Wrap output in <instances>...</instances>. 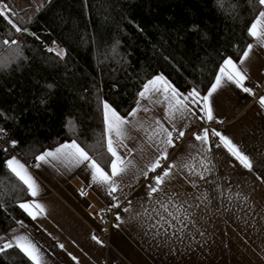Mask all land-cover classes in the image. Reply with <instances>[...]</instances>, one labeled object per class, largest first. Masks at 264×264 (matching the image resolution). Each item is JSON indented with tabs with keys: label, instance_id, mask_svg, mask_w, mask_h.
<instances>
[{
	"label": "crops",
	"instance_id": "obj_1",
	"mask_svg": "<svg viewBox=\"0 0 264 264\" xmlns=\"http://www.w3.org/2000/svg\"><path fill=\"white\" fill-rule=\"evenodd\" d=\"M250 32L204 96L159 74L127 117L105 102L109 173L75 143L33 166L13 156L31 221L0 235V251L16 246L35 264H264V0ZM215 121L226 127L210 134ZM160 157L172 169L149 183ZM123 202L108 248L100 214Z\"/></svg>",
	"mask_w": 264,
	"mask_h": 264
},
{
	"label": "trees",
	"instance_id": "obj_2",
	"mask_svg": "<svg viewBox=\"0 0 264 264\" xmlns=\"http://www.w3.org/2000/svg\"><path fill=\"white\" fill-rule=\"evenodd\" d=\"M0 235L31 219V199L12 171L75 143L106 172L104 103L122 117L161 74L204 96L226 59L252 42L262 0H0ZM58 49L63 50V54ZM0 264H35L20 248Z\"/></svg>",
	"mask_w": 264,
	"mask_h": 264
},
{
	"label": "built area",
	"instance_id": "obj_3",
	"mask_svg": "<svg viewBox=\"0 0 264 264\" xmlns=\"http://www.w3.org/2000/svg\"><path fill=\"white\" fill-rule=\"evenodd\" d=\"M1 6V4H0ZM246 88L248 90H252L257 88V84L254 82H248L246 83ZM226 127V123L224 122H219L215 121L212 124L206 126V130L208 133L216 134L222 130H224ZM178 134L173 133L172 138L174 141V145L178 146L179 145V140H178ZM2 137H0V143H2L4 150H9L11 142H3ZM212 146H217L220 143V140L218 136L213 135L211 139ZM13 156L20 158L18 155L13 154ZM172 169L171 161L169 158L166 157H160L157 164L154 166L152 169L149 177L147 178V182H152L156 178L160 177L161 175L168 173ZM89 192V188H86L83 191V195H86ZM127 208V202H123L119 205H114V207H111L109 210L103 211L100 216L103 221V230L100 232H96V236L98 239H100L108 248H111V228L117 224L118 222V212L121 210H124ZM106 264H111L109 261H106Z\"/></svg>",
	"mask_w": 264,
	"mask_h": 264
},
{
	"label": "rangeland",
	"instance_id": "obj_4",
	"mask_svg": "<svg viewBox=\"0 0 264 264\" xmlns=\"http://www.w3.org/2000/svg\"><path fill=\"white\" fill-rule=\"evenodd\" d=\"M59 51H60V53H62L63 54V50L62 49H58ZM13 157V156H12ZM21 159V158H20ZM34 165V164H33Z\"/></svg>",
	"mask_w": 264,
	"mask_h": 264
}]
</instances>
